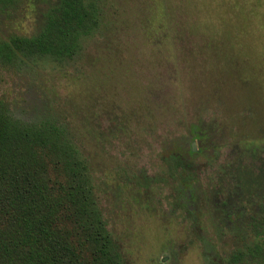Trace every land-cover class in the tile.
<instances>
[{
  "label": "rangeland",
  "instance_id": "obj_1",
  "mask_svg": "<svg viewBox=\"0 0 264 264\" xmlns=\"http://www.w3.org/2000/svg\"><path fill=\"white\" fill-rule=\"evenodd\" d=\"M96 2L74 59L0 53V103L77 140L123 264H211L264 205V0ZM49 3L0 0V44Z\"/></svg>",
  "mask_w": 264,
  "mask_h": 264
},
{
  "label": "trees",
  "instance_id": "obj_2",
  "mask_svg": "<svg viewBox=\"0 0 264 264\" xmlns=\"http://www.w3.org/2000/svg\"><path fill=\"white\" fill-rule=\"evenodd\" d=\"M100 22L96 0H50L37 30L1 39L0 53L69 61ZM261 209L239 244L211 264H264ZM0 264H123L77 140L56 118L26 122L3 103Z\"/></svg>",
  "mask_w": 264,
  "mask_h": 264
}]
</instances>
